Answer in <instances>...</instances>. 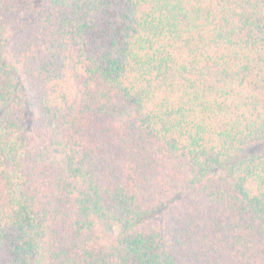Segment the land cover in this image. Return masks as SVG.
<instances>
[{
    "label": "trees",
    "instance_id": "1",
    "mask_svg": "<svg viewBox=\"0 0 264 264\" xmlns=\"http://www.w3.org/2000/svg\"><path fill=\"white\" fill-rule=\"evenodd\" d=\"M0 264H264V0H0Z\"/></svg>",
    "mask_w": 264,
    "mask_h": 264
}]
</instances>
